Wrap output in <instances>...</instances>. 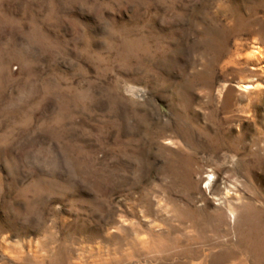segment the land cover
Returning a JSON list of instances; mask_svg holds the SVG:
<instances>
[{"label": "rangeland", "instance_id": "obj_1", "mask_svg": "<svg viewBox=\"0 0 264 264\" xmlns=\"http://www.w3.org/2000/svg\"><path fill=\"white\" fill-rule=\"evenodd\" d=\"M0 264H264V0H0Z\"/></svg>", "mask_w": 264, "mask_h": 264}, {"label": "bare ground", "instance_id": "obj_2", "mask_svg": "<svg viewBox=\"0 0 264 264\" xmlns=\"http://www.w3.org/2000/svg\"><path fill=\"white\" fill-rule=\"evenodd\" d=\"M256 56L259 57V51L258 54L255 51L251 53V57H256Z\"/></svg>", "mask_w": 264, "mask_h": 264}]
</instances>
